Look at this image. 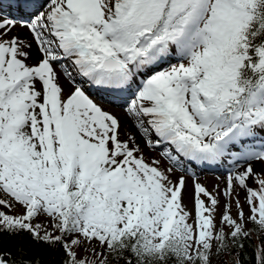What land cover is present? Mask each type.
<instances>
[{
  "label": "snow or ice",
  "instance_id": "1",
  "mask_svg": "<svg viewBox=\"0 0 264 264\" xmlns=\"http://www.w3.org/2000/svg\"><path fill=\"white\" fill-rule=\"evenodd\" d=\"M225 255L264 264V0H0V264Z\"/></svg>",
  "mask_w": 264,
  "mask_h": 264
},
{
  "label": "rangeland",
  "instance_id": "2",
  "mask_svg": "<svg viewBox=\"0 0 264 264\" xmlns=\"http://www.w3.org/2000/svg\"><path fill=\"white\" fill-rule=\"evenodd\" d=\"M114 109H116V110H112L113 112H115L117 115H121V112L118 111L120 109H118V108H114ZM217 177H220V179H218ZM199 182L202 185L206 186L209 191H212L217 184L220 185L221 189H223V187H224L223 177H222L221 173H219V172H204V173L200 174ZM191 183H192V181L189 178V185H191ZM240 198H241V202L243 203V199H244L243 192L240 193ZM245 211H247V208L245 209Z\"/></svg>",
  "mask_w": 264,
  "mask_h": 264
},
{
  "label": "trees",
  "instance_id": "3",
  "mask_svg": "<svg viewBox=\"0 0 264 264\" xmlns=\"http://www.w3.org/2000/svg\"><path fill=\"white\" fill-rule=\"evenodd\" d=\"M24 243H25V246L31 247L32 253H34L38 256H41L44 260H48L50 258V256L52 255L51 251L49 249H47L44 245H36L28 237H25ZM252 243H253V245H257V244H259V240L254 236L252 238ZM223 260L225 262H229V264H230V258L227 255H225L223 257ZM217 264H218V262H217Z\"/></svg>",
  "mask_w": 264,
  "mask_h": 264
},
{
  "label": "bare ground",
  "instance_id": "4",
  "mask_svg": "<svg viewBox=\"0 0 264 264\" xmlns=\"http://www.w3.org/2000/svg\"><path fill=\"white\" fill-rule=\"evenodd\" d=\"M5 2H6V0H5ZM17 30L23 32L22 29H19V28H18ZM112 110H116V109L112 108ZM118 111H120V112H121V115H122V111H121V110H118Z\"/></svg>",
  "mask_w": 264,
  "mask_h": 264
}]
</instances>
